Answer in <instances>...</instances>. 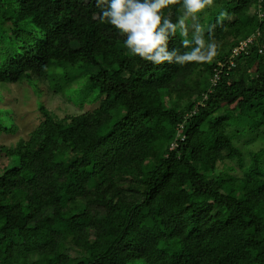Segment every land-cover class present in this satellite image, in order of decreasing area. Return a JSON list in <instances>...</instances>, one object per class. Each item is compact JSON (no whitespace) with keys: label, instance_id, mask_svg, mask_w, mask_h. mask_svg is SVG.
<instances>
[{"label":"trees","instance_id":"16d2710c","mask_svg":"<svg viewBox=\"0 0 264 264\" xmlns=\"http://www.w3.org/2000/svg\"><path fill=\"white\" fill-rule=\"evenodd\" d=\"M100 11L0 0V133L17 130L5 85L42 118L0 145V264H264V147L244 165L235 142L264 135V0H214L198 15L217 54L183 66L130 55ZM50 96L98 106L61 117Z\"/></svg>","mask_w":264,"mask_h":264},{"label":"clouds","instance_id":"9594fccd","mask_svg":"<svg viewBox=\"0 0 264 264\" xmlns=\"http://www.w3.org/2000/svg\"><path fill=\"white\" fill-rule=\"evenodd\" d=\"M214 0H96L100 18L123 36L128 53L152 65H185L211 62L217 54V44L208 30L207 39L201 24L195 23L191 32L187 22L197 21ZM180 3L182 15L174 22L163 10ZM221 13V19L224 17ZM181 37L177 48L169 49L171 38Z\"/></svg>","mask_w":264,"mask_h":264},{"label":"rangeland","instance_id":"374dc122","mask_svg":"<svg viewBox=\"0 0 264 264\" xmlns=\"http://www.w3.org/2000/svg\"><path fill=\"white\" fill-rule=\"evenodd\" d=\"M195 23L201 24L200 19L191 22L189 25L190 32ZM4 90L9 96L10 101L3 106L13 110L17 130L15 132H1L0 145L11 147L16 145L21 139L28 140L30 134L41 123L42 118L38 110V98L30 87L25 84H8L4 86ZM45 104L50 110L55 111L61 117H64L65 114H82L98 106V104H86L80 108V105L77 103L61 102L59 98L51 96L46 98ZM235 142L244 154L243 164L246 165L250 163V152L257 151L262 146L264 147V135L259 134L258 137L254 131H242L240 136H236ZM233 164L236 167L235 173L237 175L242 174L239 163L236 161ZM6 183V187L9 188L8 182Z\"/></svg>","mask_w":264,"mask_h":264},{"label":"built area","instance_id":"2783aa9c","mask_svg":"<svg viewBox=\"0 0 264 264\" xmlns=\"http://www.w3.org/2000/svg\"><path fill=\"white\" fill-rule=\"evenodd\" d=\"M254 36L249 37L246 40H243L240 42V44L233 50L232 53V59L235 58L236 56H239L242 52L247 51V49L249 48V46L254 42ZM260 53H263V50L260 49ZM230 65L234 66V61H231ZM226 65L223 64L222 62L218 63V66L216 68V74L214 76V79L212 80V85H215L217 83V81L219 80V77L221 75V73L223 72V69ZM181 128H183V126L181 125ZM178 138H184L181 133H178ZM176 144L172 145V148H175Z\"/></svg>","mask_w":264,"mask_h":264}]
</instances>
